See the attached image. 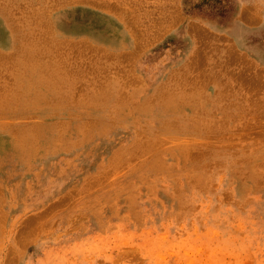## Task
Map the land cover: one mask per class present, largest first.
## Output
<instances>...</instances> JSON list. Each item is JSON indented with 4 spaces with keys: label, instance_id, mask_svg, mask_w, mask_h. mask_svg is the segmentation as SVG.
<instances>
[{
    "label": "rangeland",
    "instance_id": "obj_1",
    "mask_svg": "<svg viewBox=\"0 0 264 264\" xmlns=\"http://www.w3.org/2000/svg\"><path fill=\"white\" fill-rule=\"evenodd\" d=\"M3 40L0 264H264V0H0Z\"/></svg>",
    "mask_w": 264,
    "mask_h": 264
},
{
    "label": "bare ground",
    "instance_id": "obj_2",
    "mask_svg": "<svg viewBox=\"0 0 264 264\" xmlns=\"http://www.w3.org/2000/svg\"><path fill=\"white\" fill-rule=\"evenodd\" d=\"M162 2H163V1H162ZM157 4H158V3H157ZM166 5H167V4H166ZM166 5H165V6H166ZM177 8H178V7H177ZM170 9H171V8H170ZM172 9H173V6H172ZM249 9H250V8H249ZM246 10H248V9H245V11H246ZM251 10H253V9H251ZM159 11H160V10H159ZM252 12H254V11H252ZM174 13H175V11H174ZM243 14H244V15H243L242 17L245 18V14H246V13H243ZM252 14H253V13H252ZM159 15H160V14H159ZM173 15H174V14H173ZM177 15L179 16V13H177ZM247 15H248V14H247ZM247 15H246V16H247ZM168 16H169V15H168ZM175 16H176V15H175ZM249 16H250V15H249ZM249 16H248V19H247V20H249V18L253 17V15L250 16V17H249ZM168 18H169V17H168ZM178 18H179V17H178ZM239 18H240V17H239ZM253 18H254V17H253ZM244 20H246V19H244ZM254 20H256V19H254ZM254 20H253V21H254ZM161 21H162V20H161ZM169 21H170V19H169ZM169 21H168V19H167V22H168V23H169ZM150 22H151V20H150ZM248 22H249V21H248ZM254 22H255V21H254ZM257 22H258V21H257ZM177 23H178V22H177ZM249 23H253V22H249ZM249 23H248V24H249ZM44 24H45V22H44ZM130 24H131V23H130ZM157 24H158V22H157ZM173 24H174V23H173ZM173 24H172V25H173ZM175 24H176V23H175ZM158 25H159V24H158ZM192 25H193V24H192ZM192 25H191V26H192ZM249 25H251V24H249ZM44 26H45V25H44ZM196 26H197V25H195L194 27H196ZM46 27H47V25H46ZM158 27H159V26H158ZM168 27H169V26H168ZM194 27H192V28H194ZM197 27H198V26H197ZM197 27H196V28H197ZM200 27H201V26H199V29H200ZM189 28H191V27H189ZM152 29H153V28H152ZM158 29L160 30V28H158ZM199 29H198V32H200ZM202 29H203V28H202ZM162 30H163V29H162ZM194 30H195V29H194ZM206 30H207V29H206ZM168 31H169V30H168ZM188 31H189V30H188ZM193 32H194V31H193ZM196 32H197V31H196ZM205 32H206V31H205ZM207 32H208V30H207ZM140 33H141V32H140ZM153 33H154V32H153ZM200 33H201V32H200ZM189 34H190V33H189ZM206 34H207V33H206ZM206 34H205V35H206ZM208 34H209V33H208ZM139 35H140V34H139ZM139 35H138V37H139ZM202 35H203V34H202ZM32 36H33V35H32ZM135 36H136V35H135ZM155 36H156V35H155ZM194 36H195V35H194ZM138 37H137V38H138ZM142 37H143V36H142ZM144 37H145V36H144ZM156 37H157V36H156ZM203 37H204V35H203ZM205 37H206V36H205ZM208 37H209V36H208ZM153 38H154V37H153ZM195 38L197 39V37H195ZM209 38H210V37H209ZM143 39H145V38H143ZM154 39H155V38H154ZM206 39H207V37H206ZM139 41H140V40H139ZM199 41H200V40H199ZM203 42H204V41H203ZM1 43H2V44H0V46H3L4 44H6V45H8V46L10 47V42L7 44L6 41L3 40ZM81 43H82V42H81ZM137 43H138V42H137ZM140 43H141V42H140ZM142 43H143V42H142ZM83 44L86 45V43H83ZM204 44H206V43H203V45H204ZM6 45H5L4 48H6ZM68 45H69V44H68ZM79 45H80V44H79ZM138 45H139V44H138ZM213 45H214V44H213ZM76 46H77V45H76ZM76 46H75V47H76ZM80 46H82V45H80ZM83 46H84V45H83ZM83 46H82V47H83ZM209 46H210V45H209ZM69 47H70V46H69ZM87 47H88V46H87ZM203 47H204V46H203ZM206 47H207V45H206ZM94 48H95V47H94ZM135 48H136V47H135ZM200 48H202V47H200ZM207 48H208V47H207ZM70 49H71V48H70ZM70 49H69V50H70ZM74 49H75V48H74ZM74 49H73V50H74ZM80 49H81V48H80ZM84 49H85V48H84ZM86 49H87V48H86ZM92 49H93V48H92ZM124 49H125V48H124ZM141 49H142V48H141ZM141 49H140V50H141ZM202 49H203V48H202ZM204 49H205V48H204ZM204 49H203V50H204ZM224 49H225V48H224ZM90 50H91V49H90ZM90 50H89V51H90ZM95 50H97V49H95ZM206 50H208V49H206ZM78 51H79V50H78ZM78 51H77V53H78ZM86 51H87V50H86ZM89 51H88V52H89ZM200 51H201V50H200ZM212 51H213V50H212ZM81 52H82V50H81ZM81 52H80V53H81ZM93 52H94V50H93ZM195 52H196V51H195ZM201 52H202V51H201ZM208 52H209V51H208ZM234 52H235V51H234ZM28 53H29V52H28ZM86 53H87V52H86ZM128 53H129V52H128ZM209 53H210V52H209ZM32 54H33V53H32ZM74 54H75V53H74ZM122 54H123V53H122ZM193 54H194V53H193ZM196 54L198 55L197 52H196ZM204 54H205V53H204ZM75 55H76V54H75ZM95 55H96V54H95ZM97 55H98V54H97ZM123 55H125V53H124ZM129 55H131V54H129ZM201 55H202V54H201ZM6 56H7V55H6ZM30 56H31V55H30ZM79 56H80V55H79ZM120 56H121V55H120ZM229 56H230V55H229ZM24 57H25V56H24ZM75 57H76V56H75ZM128 57H129V56H128ZM199 57H201V56L199 55ZM203 57H205V56L203 55ZM242 57H243V56H242ZM27 58H28V55H27ZM83 58H84V57H83ZM122 58H123V57H122ZM122 58H121V59H122ZM125 58H126V57H125ZM243 58H244V57H243ZM1 59H2V58H1ZM71 59H72V58H71ZM76 59H77V57H76ZM214 59H215V58H214ZM114 60H115V59H114ZM123 60H124V59H123ZM197 60H198V59H197ZM202 60H203V59H202ZM244 60H245V59H244ZM124 61H125V60H124ZM204 61H205V60H204ZM1 62H2V61H1ZM120 62H121V61H119V63H120ZM130 62H132V61H130ZM123 63H124V62H123ZM125 63H126V62H125ZM125 63H124V64H125ZM121 64H122V62H121ZM70 65H71V64H70ZM226 65H227V64H226ZM230 65H231V64H230ZM126 66H127V65H126ZM204 66H205V65H204ZM211 67H212V66H211ZM252 67H253V64H252ZM12 68H13V67H12ZM38 68H39V67H38ZM125 68H126V67H125ZM128 68H130V67L128 66ZM214 68H215V67H214ZM216 68H217V67H216ZM72 69H74V68H72ZM123 69H124V68H123ZM121 70H122V69H120V71H121ZM128 70H129V69H128ZM128 70L126 69V72H127ZM122 71H123V70H122ZM129 71H130V70H129ZM117 72L119 73V70H117ZM121 73H122V72H121ZM131 73H132V72H131ZM232 73H233V72H232ZM239 73H240V72H239ZM69 74H70V73H69ZM115 74H116V73H115ZM123 74H124V73H123ZM66 75H67V74H66ZM88 75H89V74H88ZM121 75H122V74H121ZM124 76H125V75H124ZM127 76H128V73H127ZM130 76H131V75H130ZM225 76H226V75H225ZM239 76H240V75H239ZM122 77H123V76H122ZM122 77H121V78H122ZM128 77H129V76H128ZM131 77H132V76H131ZM131 77H130V79L133 80L134 77H133V79H132ZM94 78H95V77H94ZM122 79H124V78H122ZM126 79H127V78H126ZM239 81H240V80H239ZM262 82H263V81H262ZM131 83H132V82H131ZM133 83H134V82H133ZM235 83H236V82H235ZM239 83H240V82H239ZM259 83H260V82H259ZM126 84H127V83H126ZM136 85H137V84H136ZM125 87H127V86H125ZM260 87H261V86H260ZM75 89H76V88H75ZM3 153H4V152H3ZM72 193H73V192H72ZM72 193H71V194H72ZM73 194H74V193H73ZM67 195H68V194H67ZM67 195H66V197H67ZM75 195H76V194H75ZM74 197H75V196H74ZM68 199L70 200V196H68ZM73 199H74V198H73ZM65 200H66V198H65ZM61 201H62V199H61ZM70 201H71V200H70ZM62 202H64V201H62ZM66 202H67V201H66ZM60 203H61V202H60ZM64 203H65V202H64ZM57 204H58V202H57ZM59 205H60V204H59ZM56 206H57V205H56ZM46 210H47V209H46ZM49 211H50V210H49ZM49 211H46V213H48ZM46 213H44V214H46ZM36 216H37V215H36ZM39 217H40V215H39ZM46 217H47V216H46ZM46 217H45V218H46ZM45 218H44V219H45ZM36 219H37V217H36ZM42 219H43V218H42ZM23 225H24V224H23ZM29 227H30V226H29ZM29 227H27V228H29ZM27 228H24V229H27ZM32 228H33V227H32ZM11 258H12V257H11ZM8 260H9V259H7L5 262H7ZM11 262H12V261H11ZM7 263L10 264V260H9V262H7ZM7 263H6V264H7Z\"/></svg>",
    "mask_w": 264,
    "mask_h": 264
},
{
    "label": "crops",
    "instance_id": "obj_3",
    "mask_svg": "<svg viewBox=\"0 0 264 264\" xmlns=\"http://www.w3.org/2000/svg\"><path fill=\"white\" fill-rule=\"evenodd\" d=\"M242 10H240V19H241V23L245 24V18L242 17L244 14L243 13H247L248 10L245 11V9H249V8H241ZM251 11V10H250ZM254 11V10H252ZM254 13V12H252ZM246 15V14H245ZM242 27L241 26H235L233 28H229V30L227 31V33L232 36V38L234 39V42L236 45H241L243 47H245L243 44V33H242Z\"/></svg>",
    "mask_w": 264,
    "mask_h": 264
}]
</instances>
